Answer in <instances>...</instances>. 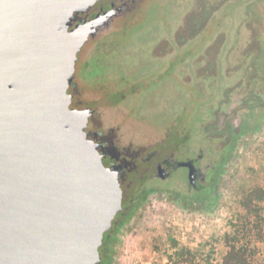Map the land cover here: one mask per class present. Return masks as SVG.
Segmentation results:
<instances>
[{
    "label": "flooded vegetation",
    "instance_id": "1",
    "mask_svg": "<svg viewBox=\"0 0 264 264\" xmlns=\"http://www.w3.org/2000/svg\"><path fill=\"white\" fill-rule=\"evenodd\" d=\"M153 2L97 0L86 12L74 13L69 27L98 19L77 54L68 92L71 108L92 109L87 138L104 166L116 172L122 190V211L104 235L99 264H112L118 233L152 195L210 201L238 141L264 124V0H178L176 18L158 17L171 28L157 29L141 46L153 68L134 76L121 57L108 56L127 48L116 40L142 26ZM157 2L162 10L168 4ZM236 54L240 61L234 65ZM167 78L180 102L168 107L161 123L151 122L137 113L140 98ZM81 86L94 97L85 98ZM107 110L118 116L104 119ZM123 125L135 131L124 132Z\"/></svg>",
    "mask_w": 264,
    "mask_h": 264
},
{
    "label": "water",
    "instance_id": "2",
    "mask_svg": "<svg viewBox=\"0 0 264 264\" xmlns=\"http://www.w3.org/2000/svg\"><path fill=\"white\" fill-rule=\"evenodd\" d=\"M97 0H0V264H99L122 211L116 172L71 108L77 54Z\"/></svg>",
    "mask_w": 264,
    "mask_h": 264
},
{
    "label": "rangeland",
    "instance_id": "3",
    "mask_svg": "<svg viewBox=\"0 0 264 264\" xmlns=\"http://www.w3.org/2000/svg\"><path fill=\"white\" fill-rule=\"evenodd\" d=\"M177 5L178 0H168L162 10L155 0L152 3L153 8L150 9L152 14L147 16L142 26L137 31L127 30L116 40V44L126 43L127 48L119 46L118 52L113 50L115 52L108 57H121L119 60L134 76L153 68L149 55L141 46L153 37L157 29L160 31L171 28L168 26L170 24H159L158 17L164 14L176 18ZM239 56L234 55L231 63L236 65L240 61ZM101 64L102 71L107 72V63L101 59ZM170 80L173 79L161 81L158 86L141 96L138 114L146 115L151 122L161 123V119L170 113L168 107L177 108L179 96L176 85L173 86ZM233 82H236L235 78ZM81 87L85 89V98L94 97L89 88ZM113 115L118 116L117 113L107 110L103 113V118ZM133 130L124 125L122 127L124 132H134ZM154 130V133L161 135V129ZM148 131L146 128L138 133ZM231 156L210 201H189L176 194L152 195L118 233L112 264H170L169 256L176 251V244L178 248L187 247L195 254L194 264H221L228 251L223 237L232 230L229 222L235 220L241 212L240 194L256 183L264 185V124L259 131L242 137ZM258 248V258L263 259L264 239L258 244Z\"/></svg>",
    "mask_w": 264,
    "mask_h": 264
},
{
    "label": "trees",
    "instance_id": "4",
    "mask_svg": "<svg viewBox=\"0 0 264 264\" xmlns=\"http://www.w3.org/2000/svg\"><path fill=\"white\" fill-rule=\"evenodd\" d=\"M264 185L256 183L240 194L241 212L229 222L232 230L223 239L228 251L221 264H264L259 259L258 244L264 239ZM177 248L169 256L170 264H194L196 256L187 247Z\"/></svg>",
    "mask_w": 264,
    "mask_h": 264
}]
</instances>
